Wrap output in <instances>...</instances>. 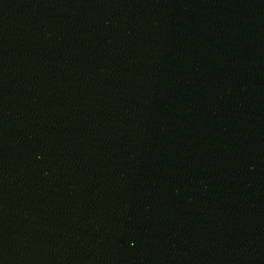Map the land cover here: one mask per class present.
<instances>
[{
  "label": "water",
  "instance_id": "95a60500",
  "mask_svg": "<svg viewBox=\"0 0 264 264\" xmlns=\"http://www.w3.org/2000/svg\"><path fill=\"white\" fill-rule=\"evenodd\" d=\"M0 264H264V0H0Z\"/></svg>",
  "mask_w": 264,
  "mask_h": 264
}]
</instances>
